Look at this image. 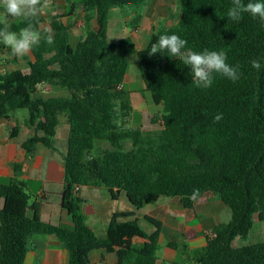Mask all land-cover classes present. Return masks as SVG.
<instances>
[{"label": "trees", "instance_id": "trees-1", "mask_svg": "<svg viewBox=\"0 0 264 264\" xmlns=\"http://www.w3.org/2000/svg\"><path fill=\"white\" fill-rule=\"evenodd\" d=\"M151 0H82L87 33L75 48L69 44L70 26L56 17L51 22L54 43L43 39L34 46L41 62L29 63V72L0 75V122L27 110L25 127L34 134L23 144L28 156L38 145L54 150L60 118L69 126L64 155V188L61 207L72 225H52L40 216V205L31 204L24 182L17 176L23 165L14 166L16 176L0 183V264H25L32 240L54 236L68 252V264H91L94 251L115 253L118 264H156L162 224L147 217L155 232L147 234L134 212L114 214L106 238L98 239L86 222L83 200L76 187L106 188L117 200L126 193L135 209L161 198H179L194 209L201 198L218 197L230 209L229 223L215 227V238L188 256L193 264H264V241L247 243L255 218L264 222V23L244 14L239 22L227 19L231 0H179L181 16L171 28H154L148 44L138 51L132 36L108 38L110 11L134 8L129 24L134 33L142 23L140 12ZM248 2V0H244ZM264 2V0H262ZM96 20L98 31L91 30ZM11 30L26 26L10 22ZM34 23L39 27L43 19ZM177 34L187 40L185 50L222 51L227 63L240 65V79L232 82L214 73L210 88H197L191 70L167 54L148 56L160 35ZM133 57L145 92L152 102L164 105V129L145 132L120 128L123 84ZM261 63L259 71L250 61ZM68 90L67 97L43 98L40 87ZM222 113L218 123L212 118ZM20 126L10 131L16 139ZM100 142L110 148H102ZM131 143L129 150L125 144ZM194 190H198L192 199ZM33 212L30 215V212ZM135 237L148 239V253L135 250ZM173 249L186 245L170 243Z\"/></svg>", "mask_w": 264, "mask_h": 264}, {"label": "crops", "instance_id": "crops-1", "mask_svg": "<svg viewBox=\"0 0 264 264\" xmlns=\"http://www.w3.org/2000/svg\"><path fill=\"white\" fill-rule=\"evenodd\" d=\"M71 6V7H70ZM147 6V5H146ZM146 6L141 10L142 23L134 32H129V24L135 14L127 13L126 8H115L110 11L108 38L113 32L122 31L125 37L132 36L138 51L143 50L154 33V27L147 24ZM70 7V9H68ZM2 10V7H0ZM43 23L40 26L50 27L56 17L70 26L69 44L75 48L84 39L87 28L84 23L85 13L79 5L65 0H53L52 7L40 15ZM21 19L10 18V22H20ZM52 29V28H51ZM91 30L98 31L97 21L91 22ZM54 32V31H53ZM55 34V32H54ZM121 39V38H120ZM118 40V39H110ZM40 57L35 48L24 57H14L10 49L0 45V75L12 72L28 73L29 63H40ZM125 96L120 103V128L141 129L145 132H160L164 129V105L156 106L146 95V86L138 67V60L133 57L123 83ZM129 86H135V91H127ZM50 91L40 87L38 96L43 98L67 97L69 92L64 87L49 86ZM29 116V113H28ZM25 117L20 121L16 114L10 120L0 122V183H5L16 176L14 166L22 164L23 168L17 176L25 183L31 196V204L40 205L41 219L52 225H72L68 212L61 207V194L64 188L65 172L64 155L67 152L66 142L69 137V126L65 117L60 118L56 133L54 150L38 145L33 155L28 156L22 149V144L34 134V129L25 127ZM20 126L16 139L10 138L12 128ZM102 148H110L107 143L100 142ZM128 147V149H127ZM131 143L125 144L129 150ZM83 200L82 211L86 216L87 225L94 230L98 239L106 238L108 226L114 214L134 212L140 227L147 233L155 232V227L147 221L151 217L162 224L160 250L156 264H193L188 256L205 248L214 238V229L220 224L231 220L230 209L218 197L198 199L194 209H187L179 198H161L158 202L135 209L128 200L126 193H121L117 200L106 188L82 187L76 192ZM33 212H30L32 215ZM257 218H255L254 228ZM257 233V231H256ZM263 237L264 228H259L258 234L252 230L250 237ZM255 237V236H254ZM170 243L186 245L187 250L173 249ZM255 244V243H254ZM247 245L240 239L234 242L236 248ZM32 249L28 252L25 264H68L69 254L54 236H37L32 240ZM135 250L148 253L151 242L148 239L135 237L132 240ZM91 264H118L115 253L94 251L90 254Z\"/></svg>", "mask_w": 264, "mask_h": 264}, {"label": "clouds", "instance_id": "clouds-1", "mask_svg": "<svg viewBox=\"0 0 264 264\" xmlns=\"http://www.w3.org/2000/svg\"><path fill=\"white\" fill-rule=\"evenodd\" d=\"M53 0H0V45L10 49L14 57H24L38 46L43 39L48 45L54 43V32L50 27L37 26L34 21L46 10L52 7ZM244 14L259 18L264 23V2L262 0H231L227 10V19L239 22ZM10 18H18L26 26L18 32L11 30ZM187 40L177 34H164L151 44L148 56L167 54L169 58H178L185 66L190 68L192 83L197 88L207 89L213 84L214 73L235 82L240 79V65L227 63L226 54L222 51H209L207 49L197 52L185 50ZM251 67L257 71L261 63L257 59L250 61ZM223 114L218 113L212 118V123L222 120ZM198 190H194L192 199H195Z\"/></svg>", "mask_w": 264, "mask_h": 264}, {"label": "rangeland", "instance_id": "rangeland-1", "mask_svg": "<svg viewBox=\"0 0 264 264\" xmlns=\"http://www.w3.org/2000/svg\"><path fill=\"white\" fill-rule=\"evenodd\" d=\"M65 1L77 5H79L82 2V0H65ZM145 6H146L147 24L149 23L150 25H152L154 28L157 29L171 28L175 26L181 16V8L179 5V0H151L146 2ZM145 6H143L142 9ZM70 7L68 9H70ZM134 11H135L134 8H126V12L128 14ZM122 31L120 30L118 32H113L111 34L112 36L110 37V39L125 38L126 35L122 34L123 33ZM129 32H131L130 28H129ZM135 90H136L135 86H129L127 89V91H135ZM146 95L148 96L149 100L152 102L151 96L148 93H146ZM15 114L17 115L20 121H23V119H25V117L28 116V111L19 110ZM259 228H264V222L256 221V226L254 228L255 234H258ZM254 236L252 235V237L249 238V241L246 244H254L264 241V235L263 237L261 236L260 238H257L256 235Z\"/></svg>", "mask_w": 264, "mask_h": 264}, {"label": "built area", "instance_id": "built-area-1", "mask_svg": "<svg viewBox=\"0 0 264 264\" xmlns=\"http://www.w3.org/2000/svg\"><path fill=\"white\" fill-rule=\"evenodd\" d=\"M43 88H44L45 91H50V89H51L49 86H43ZM118 90H120V91L124 90L123 84H120L118 86ZM78 190H79V187H76L75 192H77Z\"/></svg>", "mask_w": 264, "mask_h": 264}]
</instances>
